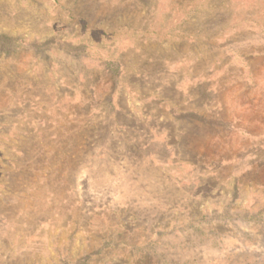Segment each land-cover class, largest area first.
Here are the masks:
<instances>
[{
  "label": "rangeland",
  "instance_id": "obj_1",
  "mask_svg": "<svg viewBox=\"0 0 264 264\" xmlns=\"http://www.w3.org/2000/svg\"><path fill=\"white\" fill-rule=\"evenodd\" d=\"M0 264H264V0H0Z\"/></svg>",
  "mask_w": 264,
  "mask_h": 264
}]
</instances>
